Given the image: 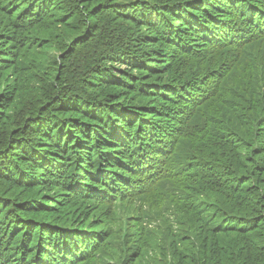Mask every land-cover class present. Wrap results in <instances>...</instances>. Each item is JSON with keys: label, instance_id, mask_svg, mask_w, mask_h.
<instances>
[{"label": "trees", "instance_id": "trees-1", "mask_svg": "<svg viewBox=\"0 0 264 264\" xmlns=\"http://www.w3.org/2000/svg\"><path fill=\"white\" fill-rule=\"evenodd\" d=\"M0 264H264V0H0Z\"/></svg>", "mask_w": 264, "mask_h": 264}, {"label": "rangeland", "instance_id": "rangeland-1", "mask_svg": "<svg viewBox=\"0 0 264 264\" xmlns=\"http://www.w3.org/2000/svg\"><path fill=\"white\" fill-rule=\"evenodd\" d=\"M253 32H254V30L253 29H246L245 31H244V35H245V37L247 36V37H249V36H255V34H253ZM258 32H260V30L258 31ZM261 33V32H260ZM246 37V38H247ZM257 45H258V43L257 42H255V47H257ZM258 48V47H257ZM254 49H256V48H254ZM254 49L252 50V51H254Z\"/></svg>", "mask_w": 264, "mask_h": 264}]
</instances>
